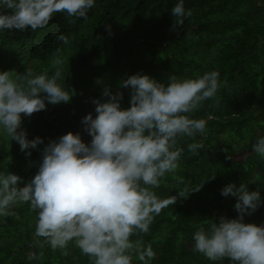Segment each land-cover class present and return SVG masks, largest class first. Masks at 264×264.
I'll return each mask as SVG.
<instances>
[{
    "label": "trees",
    "instance_id": "16d2710c",
    "mask_svg": "<svg viewBox=\"0 0 264 264\" xmlns=\"http://www.w3.org/2000/svg\"><path fill=\"white\" fill-rule=\"evenodd\" d=\"M176 2L96 0L87 19L57 12L45 28L0 31V70L18 76L29 68L52 74L60 60L65 85L76 89L69 102L46 101L45 109L23 116L28 138L43 137L31 155L18 141L0 134V168L19 174L20 186L26 184L39 170L45 145L60 132H87L82 118L97 114L93 101L108 98L102 94L105 87L122 91L121 106H130L131 88L121 85L128 75L148 73L168 82L173 74L185 78L219 70L217 95L192 114L207 120L206 132L179 139L184 148L179 167L162 177L155 191L164 198L187 184L203 186L162 209L140 239L156 252L150 264H231L230 258L212 261L194 251L192 237L201 224L207 227L221 215L238 216V197L222 194L226 184L248 183L249 190L259 189L264 198V158L252 150L264 135V0H185L192 15L174 28L171 8ZM60 33L70 37L68 43L56 38ZM48 111L58 132H44ZM83 139L90 142L92 137L87 132ZM192 142L204 144L199 153L188 149ZM13 211L14 215L0 216V264H92L75 241L66 249H53L44 237L36 236L38 210L30 202H20ZM245 221L264 224V203L245 213ZM133 264L144 261L134 253Z\"/></svg>",
    "mask_w": 264,
    "mask_h": 264
},
{
    "label": "clouds",
    "instance_id": "9594fccd",
    "mask_svg": "<svg viewBox=\"0 0 264 264\" xmlns=\"http://www.w3.org/2000/svg\"><path fill=\"white\" fill-rule=\"evenodd\" d=\"M95 3L0 0V31L29 26L42 29L57 12L87 19ZM171 12L174 28L192 15L185 0H177ZM106 26L111 31V26ZM56 38L64 43L70 40L65 33ZM61 51L58 48L57 54ZM56 64L52 74L29 68L18 76L12 70H0V134L18 141L27 155L43 137L28 138L23 116L45 109L46 101L69 102L76 94L74 87L64 83L62 61ZM121 85L131 88L130 106H121L122 91L105 87L102 94L108 98L93 101L97 114L89 112L82 118L90 142L83 139L87 132H60L58 139L45 145L38 172L23 186L19 174L0 168V216L14 215L15 205L30 202V207L38 210L35 235L44 237L53 249H66L75 241L92 264H133L134 253L144 264L155 258L156 252L150 244H143L140 234L148 233L155 216L178 196L187 197L203 184L178 187L177 194L164 198L155 188L162 177L179 167L184 152L179 139L206 132L207 120L192 114L202 102L217 95L221 82L219 70L185 78L173 74L168 82L137 72ZM42 92L45 95H40ZM43 123L44 132L59 131L50 111ZM203 145L192 142L187 147L197 154ZM252 150L264 158V135L258 136ZM221 191L238 197L235 208L239 214L232 218L221 215L207 227L201 224L192 237L193 250L212 261L227 257L231 264H264V224L245 221V213L251 214L264 203L259 189L230 182ZM34 255L30 253L29 259Z\"/></svg>",
    "mask_w": 264,
    "mask_h": 264
},
{
    "label": "built area",
    "instance_id": "2783aa9c",
    "mask_svg": "<svg viewBox=\"0 0 264 264\" xmlns=\"http://www.w3.org/2000/svg\"><path fill=\"white\" fill-rule=\"evenodd\" d=\"M33 253V252H32Z\"/></svg>",
    "mask_w": 264,
    "mask_h": 264
}]
</instances>
